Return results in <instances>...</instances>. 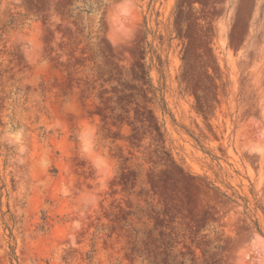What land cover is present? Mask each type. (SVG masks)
I'll return each instance as SVG.
<instances>
[{
	"label": "rangeland",
	"instance_id": "1",
	"mask_svg": "<svg viewBox=\"0 0 264 264\" xmlns=\"http://www.w3.org/2000/svg\"><path fill=\"white\" fill-rule=\"evenodd\" d=\"M261 149L264 0H0V264H264Z\"/></svg>",
	"mask_w": 264,
	"mask_h": 264
},
{
	"label": "clouds",
	"instance_id": "2",
	"mask_svg": "<svg viewBox=\"0 0 264 264\" xmlns=\"http://www.w3.org/2000/svg\"><path fill=\"white\" fill-rule=\"evenodd\" d=\"M81 153L82 156L89 159L92 166L102 174L111 167L109 161L104 156L95 152V142L87 135L81 137ZM43 163L44 166H47L46 161Z\"/></svg>",
	"mask_w": 264,
	"mask_h": 264
}]
</instances>
